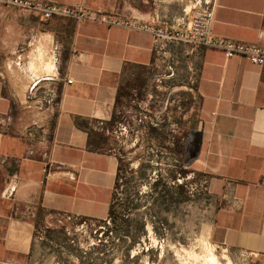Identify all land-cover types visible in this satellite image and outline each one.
Segmentation results:
<instances>
[{
    "label": "crops",
    "instance_id": "0c3cea01",
    "mask_svg": "<svg viewBox=\"0 0 264 264\" xmlns=\"http://www.w3.org/2000/svg\"><path fill=\"white\" fill-rule=\"evenodd\" d=\"M42 1L169 28L200 0ZM213 34L264 47V0H218ZM54 51L51 66L44 57ZM151 105L156 131L167 129L170 105L198 121L188 129L198 137L191 166L208 180L212 242L264 256V66L0 6V264H23L41 251L48 238L38 240L36 227L46 213L107 219L120 167L110 127ZM14 183L13 197H3Z\"/></svg>",
    "mask_w": 264,
    "mask_h": 264
},
{
    "label": "rangeland",
    "instance_id": "374dc122",
    "mask_svg": "<svg viewBox=\"0 0 264 264\" xmlns=\"http://www.w3.org/2000/svg\"><path fill=\"white\" fill-rule=\"evenodd\" d=\"M144 109L123 114L108 136L122 165L114 194L123 217L116 225L92 220L78 228L73 222L70 234L59 226L47 230L43 218L36 238L48 241L23 264H208L211 252L220 264H264V256L218 246L210 238L214 202L201 187L206 178L191 166L198 137L188 129L197 126L195 115L172 113L170 105L169 116L162 117L168 118L167 129L156 131L150 126L160 119L156 107ZM120 123L128 124L127 132L119 131ZM181 166L191 171L187 198L178 188Z\"/></svg>",
    "mask_w": 264,
    "mask_h": 264
},
{
    "label": "built area",
    "instance_id": "2783aa9c",
    "mask_svg": "<svg viewBox=\"0 0 264 264\" xmlns=\"http://www.w3.org/2000/svg\"><path fill=\"white\" fill-rule=\"evenodd\" d=\"M217 3L218 0H200L195 4L192 11L185 13V17L177 25L162 28L155 25L143 24L137 20L126 19L116 14L107 13L101 9L91 10L82 4L67 6L42 0H0V6H11L35 12L43 21L63 18L76 22L99 23L108 27H122L149 34L154 38L156 44L180 43L191 47L193 50L218 49L224 52L227 59L243 57L252 65L264 66V47L232 41L213 34ZM47 55L48 53L45 54L46 57ZM50 55L54 63L56 52L54 51ZM19 60L21 61V58ZM68 83H71V81H68ZM127 125L120 123L119 131L127 132ZM35 149L36 147L31 144L28 149L29 157L35 154ZM177 181L179 184L182 183V180ZM201 187L207 192V179L201 182ZM16 188V184H12L2 193V196L7 199L12 198L16 193ZM88 221L92 220L82 219L78 216L61 212L46 213L44 216L45 228L47 230H50L54 226H59L64 228L67 233L70 232L69 225L71 223L77 222L78 228H83ZM44 239L45 237H40L38 240L43 241Z\"/></svg>",
    "mask_w": 264,
    "mask_h": 264
},
{
    "label": "trees",
    "instance_id": "16d2710c",
    "mask_svg": "<svg viewBox=\"0 0 264 264\" xmlns=\"http://www.w3.org/2000/svg\"><path fill=\"white\" fill-rule=\"evenodd\" d=\"M185 150H186V148H184V151L182 152L183 154H185ZM121 166L122 165H121V160H120L119 173L121 172ZM119 173H118V177H119ZM189 173H191L190 169H187L185 166H181V169L179 171V178L182 179V183L178 185V188H179L182 196H184L186 198H187V195H188V192L186 190V187H187L186 178L188 177ZM121 217H123V215L121 216V213H120V210H119V205L116 202V198L114 196V199H113V201H112V203L110 205V209H109V213H108L107 219L106 220H96V221H98L99 223L106 222V221H112V222H114V225H116L118 220L121 219ZM43 218H44V215H43ZM43 218H41V219H43ZM86 220H95V219H86ZM141 230L144 233V225L143 224L141 226Z\"/></svg>",
    "mask_w": 264,
    "mask_h": 264
},
{
    "label": "bare ground",
    "instance_id": "6f19581e",
    "mask_svg": "<svg viewBox=\"0 0 264 264\" xmlns=\"http://www.w3.org/2000/svg\"><path fill=\"white\" fill-rule=\"evenodd\" d=\"M49 64H51V63H49ZM52 66V65H51ZM54 69V68H53ZM205 242V241H204ZM212 247V246H211ZM213 250V249H212ZM208 253H210L209 251H208ZM203 256V255H202ZM208 257L205 259L206 260V263H207V261L210 263V264H220V261H219V259H218V261H217V258H216V254L214 255V252L212 253L211 252V254H209V255H207ZM206 256H204V258H205ZM219 262V263H218ZM208 263V264H209Z\"/></svg>",
    "mask_w": 264,
    "mask_h": 264
}]
</instances>
